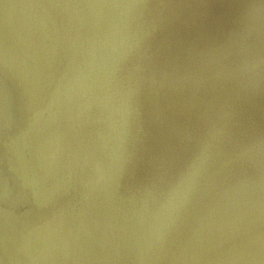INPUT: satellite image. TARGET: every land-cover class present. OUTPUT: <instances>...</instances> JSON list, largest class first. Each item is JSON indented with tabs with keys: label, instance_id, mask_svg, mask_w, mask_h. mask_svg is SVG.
Wrapping results in <instances>:
<instances>
[{
	"label": "water",
	"instance_id": "95a60500",
	"mask_svg": "<svg viewBox=\"0 0 264 264\" xmlns=\"http://www.w3.org/2000/svg\"><path fill=\"white\" fill-rule=\"evenodd\" d=\"M262 3L0 0V260L264 264Z\"/></svg>",
	"mask_w": 264,
	"mask_h": 264
},
{
	"label": "clouds",
	"instance_id": "9594fccd",
	"mask_svg": "<svg viewBox=\"0 0 264 264\" xmlns=\"http://www.w3.org/2000/svg\"><path fill=\"white\" fill-rule=\"evenodd\" d=\"M252 7L264 8V3L260 5H253ZM209 146L207 138L201 141L200 149L193 154L192 158L186 163L185 167L176 175L174 183L169 190L170 195L180 193L192 183L194 177L203 166Z\"/></svg>",
	"mask_w": 264,
	"mask_h": 264
},
{
	"label": "snow or ice",
	"instance_id": "6c2138e0",
	"mask_svg": "<svg viewBox=\"0 0 264 264\" xmlns=\"http://www.w3.org/2000/svg\"><path fill=\"white\" fill-rule=\"evenodd\" d=\"M0 264H4V261L3 260H0Z\"/></svg>",
	"mask_w": 264,
	"mask_h": 264
}]
</instances>
